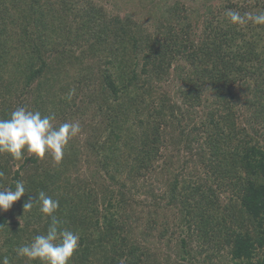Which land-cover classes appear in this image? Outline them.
Here are the masks:
<instances>
[{
    "label": "trees",
    "instance_id": "16d2710c",
    "mask_svg": "<svg viewBox=\"0 0 264 264\" xmlns=\"http://www.w3.org/2000/svg\"><path fill=\"white\" fill-rule=\"evenodd\" d=\"M237 5L208 8L196 40L186 28L185 4L161 9L149 32L91 0H0V119L32 93L30 110L56 118L78 109L88 131L69 141L59 164L45 165L27 152L21 160L0 154V190H14L17 181L26 190L0 212V258L41 264L15 249L46 232L51 218L38 203L23 210L44 191L59 201L61 226L80 236L69 264H264V25ZM230 11L241 19L233 22ZM178 57L189 68L175 70L171 94L160 84ZM237 83L245 122L229 106ZM206 89L216 93L211 104L229 108L205 110L186 133L194 122L189 110L203 104ZM169 127L179 131L174 144L188 152L185 163L195 157V165L174 170L161 193L143 191ZM87 150L95 160L89 180L79 176ZM135 188L145 195V216L133 211ZM161 204L177 211L175 224L161 222ZM136 218L145 230L133 239ZM154 237L166 238L168 254L159 253Z\"/></svg>",
    "mask_w": 264,
    "mask_h": 264
},
{
    "label": "rangeland",
    "instance_id": "374dc122",
    "mask_svg": "<svg viewBox=\"0 0 264 264\" xmlns=\"http://www.w3.org/2000/svg\"><path fill=\"white\" fill-rule=\"evenodd\" d=\"M91 1L98 5L103 6L107 10V12L111 15L131 16L135 20L139 21V23L143 24L146 27V29L149 30V32H153L155 30L156 25L158 23L157 19L160 16V13L162 12L161 9H165L166 6H170V5L179 4L180 6H183L185 4L189 9L188 14L190 17V20L189 21L187 20L188 26L186 28L188 29L190 37L196 40H199V38H201L203 34V30L205 28V24L203 21L205 18H207L206 11L208 10V8L224 6L230 2V3H234L235 5L238 4L239 6L243 7L244 8L243 11L241 9L239 10L240 12L242 11V13L246 11V14H255L259 11L260 5H262L264 2V0H91ZM14 55H16L15 52ZM171 67L172 69L170 70V72L172 75L166 81H163L160 84V87H162L163 90L168 91L171 94H174L178 86L176 79L174 77L176 75L175 70L177 72L182 70L186 71L188 70L189 67L187 66L186 60L180 57H178L173 62ZM176 68H178V70ZM3 72H5V76H4L5 79L8 78L12 80V77L9 75L10 74L9 71H3ZM85 88L86 90L84 91L87 92L88 89L86 86ZM231 92H233L234 94L232 96V99L230 100L231 102L229 106H234L236 114L239 117L238 122H242V121L245 122L247 116L245 115V107L241 105V100H242L241 98L243 97L244 94L241 84L237 83L235 85V88ZM214 94H216L214 90L212 91L206 89L202 94V98L204 99L203 104L200 105L197 104L196 107L191 108L189 110L190 118L192 119V121L194 120V122L190 125V128L186 130V133H190L191 130H193L195 122L199 119L201 115L205 114L204 112L205 110L208 109L215 110V107L217 106L221 114H224L227 111L229 107L225 106V104H222V106H218V104L216 105V103L211 104V102H213L215 98ZM16 99L18 101L19 97L17 96ZM32 99H33V94L28 93L27 95L21 98L20 106L26 105V107L30 109L33 105ZM87 120H89L90 122L89 118H85L84 122H87ZM66 121L81 122V115L80 113H78V109H76V112L74 109L73 111L67 112L66 115L56 117L55 120L53 121V124L56 126ZM167 131L168 132L164 133L165 141H164V146H162L161 148V155L158 158V161L155 162V166H157V170L154 174L148 176L147 180H145L147 184L145 187L142 188L143 191L154 190L156 193H161L163 190L167 188L171 179H173L174 170H176L177 168L191 167L195 165L194 164L195 157H193L192 162H189L190 166H188L185 163V160L189 158L188 152L182 148L179 151L177 149V146L174 144L175 143L174 140L180 137L179 131L174 132V130L173 131L171 130V127H169ZM86 135H88L87 128L81 131V133L76 137L79 139L86 137ZM192 135H196V131H192ZM187 138L188 136H185V138L182 141H187ZM189 138H192L191 135ZM72 139H75V137ZM176 141L178 142V139ZM194 145L197 146L196 143H194ZM90 155L91 154H89L88 150L87 152H85V154H83L85 158H89V159L85 160L84 158L82 169L81 172L79 173V176H83L88 180L90 179L89 177L91 176L93 167H95V163L93 162L95 160L93 157H91L92 155L91 156ZM40 162L47 165L50 162L53 163L54 159L50 154H46L44 158H41ZM16 168L17 166L15 167V169ZM202 173H203L202 176L204 177L205 175L204 171ZM141 181L143 182V179ZM133 196L136 198V200L132 201L134 213L137 215L145 216L144 214H142V212L146 209L143 201L145 195L142 194L140 191L138 192V189L135 188L133 190ZM225 196L226 195L223 193L222 198H225ZM156 209L160 211L161 222L165 218H169V221L175 224L176 222L175 219L177 216L176 210L172 209L171 207L164 206L163 204H161V206L157 207ZM138 218H136V224L133 223L131 225L133 228V235H132L133 239H137L139 237L140 231L145 230V225L143 226V222L141 220L138 221ZM168 227H170L171 229L170 233L177 232L178 227L176 225L170 224V226ZM151 241H153V245L157 247L160 254L161 253L168 254L165 245L163 244L167 242L166 238L161 241L160 239L154 237L152 238Z\"/></svg>",
    "mask_w": 264,
    "mask_h": 264
},
{
    "label": "clouds",
    "instance_id": "9594fccd",
    "mask_svg": "<svg viewBox=\"0 0 264 264\" xmlns=\"http://www.w3.org/2000/svg\"><path fill=\"white\" fill-rule=\"evenodd\" d=\"M228 15L233 22L241 19L236 12L230 11ZM246 16L254 24L264 25V11ZM54 120V113L42 115L38 110L18 106L10 112L8 118L0 119V154H10L15 160H21L25 152L37 158L50 154L59 164L69 141L81 133L82 127L78 121H66L57 127L53 124ZM25 191L23 181H17L14 190H0V212L10 210L25 195ZM36 203L39 204L40 213L51 218V222L45 233L35 235L29 243L16 248V255L28 261L38 260L41 264H69L79 249V234L61 226L62 221L55 215L59 201L40 191L35 200L31 196L28 198L23 204V210L31 211ZM0 264H9L8 257L0 258Z\"/></svg>",
    "mask_w": 264,
    "mask_h": 264
}]
</instances>
